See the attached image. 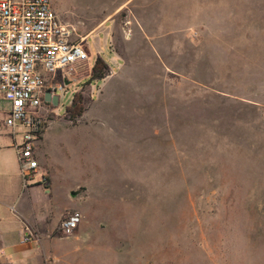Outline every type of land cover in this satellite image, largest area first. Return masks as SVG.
I'll list each match as a JSON object with an SVG mask.
<instances>
[{
  "label": "rangeland",
  "instance_id": "1",
  "mask_svg": "<svg viewBox=\"0 0 264 264\" xmlns=\"http://www.w3.org/2000/svg\"><path fill=\"white\" fill-rule=\"evenodd\" d=\"M52 3L90 56L37 140L54 222L76 183L86 208L72 236L55 231L57 264H264V0Z\"/></svg>",
  "mask_w": 264,
  "mask_h": 264
},
{
  "label": "built area",
  "instance_id": "2",
  "mask_svg": "<svg viewBox=\"0 0 264 264\" xmlns=\"http://www.w3.org/2000/svg\"><path fill=\"white\" fill-rule=\"evenodd\" d=\"M86 40L79 41L74 28L60 19L52 0H0V101L10 105L4 125L16 141L25 184L39 168L35 151L44 128L45 93H64L76 67L89 63ZM82 221L78 212L67 214L62 234L72 236ZM29 241L30 236L24 238Z\"/></svg>",
  "mask_w": 264,
  "mask_h": 264
},
{
  "label": "crops",
  "instance_id": "3",
  "mask_svg": "<svg viewBox=\"0 0 264 264\" xmlns=\"http://www.w3.org/2000/svg\"><path fill=\"white\" fill-rule=\"evenodd\" d=\"M109 70V66H108ZM83 116V115H82ZM4 122V120H3ZM4 124V123H3ZM5 126V125H2ZM0 128V264H57L62 263L55 248L64 240L54 237L64 212H85V206L74 199L81 183L71 187L69 205L58 214L54 222L52 178L47 152L36 142L37 173L47 180L24 183L14 138ZM44 132H42L41 138ZM40 138V139H41ZM84 184V183H82ZM48 191H43V189ZM81 204V205H80ZM82 224V223H81ZM80 224V225H81ZM80 227V226H79ZM30 236L29 242L24 238ZM61 261V262H60Z\"/></svg>",
  "mask_w": 264,
  "mask_h": 264
},
{
  "label": "trees",
  "instance_id": "4",
  "mask_svg": "<svg viewBox=\"0 0 264 264\" xmlns=\"http://www.w3.org/2000/svg\"><path fill=\"white\" fill-rule=\"evenodd\" d=\"M108 70V65L102 59L97 60L95 65L92 68L91 79L98 80L104 79L106 72ZM85 112L83 97L80 93H76L73 97L71 104L66 107V114L70 120L75 121L82 117Z\"/></svg>",
  "mask_w": 264,
  "mask_h": 264
},
{
  "label": "water",
  "instance_id": "5",
  "mask_svg": "<svg viewBox=\"0 0 264 264\" xmlns=\"http://www.w3.org/2000/svg\"><path fill=\"white\" fill-rule=\"evenodd\" d=\"M60 98L58 95L52 96L50 92H46L44 96V102L47 104H51L52 106H59Z\"/></svg>",
  "mask_w": 264,
  "mask_h": 264
},
{
  "label": "bare ground",
  "instance_id": "6",
  "mask_svg": "<svg viewBox=\"0 0 264 264\" xmlns=\"http://www.w3.org/2000/svg\"><path fill=\"white\" fill-rule=\"evenodd\" d=\"M130 36V35H129Z\"/></svg>",
  "mask_w": 264,
  "mask_h": 264
}]
</instances>
